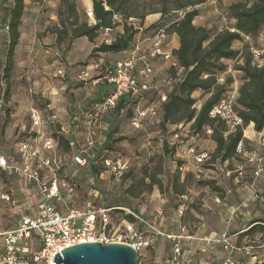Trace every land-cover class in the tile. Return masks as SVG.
Wrapping results in <instances>:
<instances>
[{
    "label": "rangeland",
    "instance_id": "374dc122",
    "mask_svg": "<svg viewBox=\"0 0 264 264\" xmlns=\"http://www.w3.org/2000/svg\"><path fill=\"white\" fill-rule=\"evenodd\" d=\"M60 1H25L26 7L20 27L21 40L15 53V69L11 78L9 101L5 96L6 81L2 69L0 70V155L10 161L15 160L21 166L19 148L23 142L28 141L42 149L47 139H54L60 134L78 141L75 148L69 152L57 148L56 153L63 165L60 177L70 184H75L72 180L78 183L75 185H79L76 197V206L79 209L88 208V204H91L95 209L114 208L111 211V221L115 231L124 230L125 226H128L126 224L131 223L135 231L143 233L146 239L152 240V246L139 253L141 258L139 264H168L173 255V249L171 243L167 242V238L156 237L148 231L147 225L140 224L139 219H135V222L129 221L127 216L132 215L128 211L135 212L149 225L161 231L164 229L177 231L185 226L190 234L194 232L216 233L220 236L227 234L231 237L235 249L227 251L221 248L219 251L223 250L224 255L218 254L219 258H224L226 254L224 260L230 258L229 264H264V231L249 234L252 227L249 228L250 225L243 222L245 214L250 215L253 212L251 209L254 208V204L264 202L263 179L260 186L254 188L253 191V198L256 201L247 200L248 206L237 204L236 196H234V190L248 181L244 171L249 177L253 171L257 170V164L244 158L249 165H242L240 158L238 162L227 167L232 171L241 170L243 175H239V171L227 175L225 172L227 168H204L196 165L194 160L188 157V148L185 147L188 145L187 139L190 137V134H187L188 124L183 127L169 126L168 132L165 133L159 126V120L154 118L149 119L148 122L145 121L140 129H136L125 112L114 117L115 133H113L112 142L119 137H124L125 140L115 143L111 150L103 149V142L108 133V122L113 120V113L107 112L97 125L96 156H91L93 160H97L94 164L100 170V174L97 177L93 176L91 165L81 166L76 163L75 156L87 155V153H83V150L86 149L84 140L89 122V112L94 106L92 103L105 96L102 88L100 89V86L102 87L105 82V71L108 66L125 57V54L91 55V51L93 47L102 42L113 41L123 32V28L120 26L112 31L102 30L94 43H90L87 39H80L72 42L66 41L58 45L56 36L47 30L59 22ZM149 1H142L139 10H143L144 6H149L151 3ZM239 1L242 0H206L205 3L197 6L199 16L194 21L195 25L205 26L212 30L213 34L224 29H232L235 21L230 17L229 7L232 3ZM89 2L91 1L76 0L82 18L90 24H94L95 20L88 14L91 12L88 8ZM12 4L13 0H0V24L4 8ZM176 13L175 17L181 16V12ZM158 17H161L159 13L148 15L143 28L158 21L159 19H155ZM135 26L140 27L139 20L135 22ZM263 31L264 28L257 36H244L241 41L234 43L236 50L259 51L261 55L254 58V63L259 66L264 65ZM141 34L138 43H142L146 50L150 47L151 37L146 32ZM145 34L148 35L144 36ZM170 41L173 40L168 39V43ZM172 46L170 45V47ZM7 48V30L0 27V61H4ZM161 61L163 64H160V67H157L156 64L153 65L156 74L154 84L169 91L173 86V84H167L170 78L174 77L171 72L173 60L161 59ZM242 61V56L238 60L224 61L228 69L226 73L219 75V81L223 83L226 77L232 79L227 94H238L243 80L241 72H238L236 67ZM181 73L182 71L179 70V75ZM193 96L197 101L195 104L197 109H200L208 97L201 91ZM88 100L92 103H89ZM79 104L82 105V109H78ZM33 111H36L40 116L39 125H35L33 122ZM59 114H65L66 121L57 122L60 118ZM175 133L179 136L178 138ZM263 138L264 136L261 138V143ZM166 141L169 150L175 148L169 156L165 155L163 149ZM189 143L192 146H198H194L197 151H210L211 143L208 138L203 136L190 140ZM251 148L261 149L256 145ZM90 154L92 155V153ZM106 158L109 160L121 158L127 162L128 171L126 174L131 175L130 179L124 181V177L117 178L105 165L104 159ZM261 160L263 159L261 158ZM158 165L163 168V174L160 176L164 184L163 192L154 188L152 193H144L137 198L126 194L131 183H136L143 178L144 169L153 171ZM176 172L180 173L182 181L188 174H191L190 184L183 197L172 193L171 184ZM263 175L264 172L260 178H263ZM209 184H214L219 190L214 191ZM24 185L25 183L19 179L17 172L0 171V231L10 229L17 223L13 201L3 200L1 196L14 190V199L22 198L24 196L22 189H25L23 187L26 186ZM140 188L141 186H137L135 192L138 193ZM230 191L234 194H230ZM119 207L124 209H115ZM249 208L250 213H247ZM257 212L259 213L257 217L264 220V207L258 208ZM261 226L264 227L263 224H260ZM188 252L182 251L181 264H194L195 262L199 264V260L203 256L198 253L194 254L192 262L189 261ZM221 260L219 259L218 262L224 261Z\"/></svg>",
    "mask_w": 264,
    "mask_h": 264
},
{
    "label": "trees",
    "instance_id": "16d2710c",
    "mask_svg": "<svg viewBox=\"0 0 264 264\" xmlns=\"http://www.w3.org/2000/svg\"><path fill=\"white\" fill-rule=\"evenodd\" d=\"M25 1L13 0L12 5L5 7L0 24V27L6 29L8 33L7 53L4 61H0V70L2 69L7 86L5 91L7 101H9L11 78L15 69L16 48L21 40L20 27L26 7ZM142 1L149 0H92L91 12L95 23L90 24L82 18L76 0H61L58 9L59 22L47 31L56 36L58 45L66 41L72 42L80 39H87L90 43H94L102 30L112 31L122 26V33L110 43L102 42L93 47L91 55L125 54L123 57L125 59L137 44L136 39L142 35V32L149 34L144 36L152 37L159 28L168 27L169 36L175 34L178 37L179 48L172 52L171 60L176 61V64L171 66L174 77L170 79L175 82L173 88L171 91L158 88L167 95V100L162 104L160 113L156 118L159 120L161 130L167 133L169 126L190 125L191 134L187 139L188 145L185 146L188 149L192 146L189 143L192 137L194 140L203 136L213 141L216 148L201 167L215 168L217 164H225L240 157L237 154V147L240 142H244L245 129L250 124H254L256 132L264 130V65L255 64L253 53L236 50L234 43L241 41L244 36L255 37L263 30L264 0H242L232 3L229 12L230 17L235 21V25L232 29H224L217 34H213L212 30L205 26H196L194 22L199 16L197 6L205 3L206 0H150L149 6H144L143 10H139ZM176 12H181V16L175 17ZM156 13L161 15L159 20L143 28L146 17ZM116 16H121L122 20L118 21ZM130 18L139 20L140 27L137 28L130 23ZM241 56L243 61L236 67V70L241 72L243 83L238 90L234 109L242 119L243 124L230 131L225 121L219 118H211L210 112L226 96L228 86L232 82L229 77H226L223 83L219 81V75L226 73L228 69L224 61L238 60ZM116 63L108 66L105 71V82L101 87L105 96L97 102H89L94 105L89 114L94 111L96 105L112 93L113 87L108 84L105 77L107 72L115 67ZM179 70L182 71L181 75H179ZM150 85L152 88L145 92L142 98L135 99L124 96L118 101L116 107L111 111L113 120L108 122V133L103 142V149L111 150L115 143L125 140L124 137H119L112 142L113 133H115L114 117L127 112V117L131 122L138 107L145 109L160 99V90H157L154 80L151 81ZM198 91L208 96L200 109L195 107L197 101L193 96ZM148 120L146 121L148 122ZM208 130L212 131L211 134L207 133ZM72 139L60 134L54 138V141L57 148L69 152L73 149L70 146ZM163 149L165 155L169 156L175 148L169 150L166 141ZM95 156L96 150H94ZM95 161L97 160L88 158L86 164L87 166L91 165L92 174L97 177L100 170L96 168ZM62 171L63 168L60 173ZM127 171L122 176L124 181L131 177L129 173L126 174ZM162 174L163 168L160 165L156 166L153 171L144 169L143 178L136 183H131L126 194L132 198H137L144 193H152L154 188L163 192L164 184L160 177ZM190 176L191 174H188L182 181L180 173L176 172L171 184L174 195L183 197L186 194L187 186L190 184ZM72 182L77 183L75 180ZM137 186H141L138 193L135 192ZM209 186L214 191L219 190L214 184H209ZM119 208L115 209L120 210ZM127 218L129 221L135 222L133 216H127ZM257 222L259 224H255ZM260 224L264 225V220L252 223L251 226H253L249 230V234L257 231L263 232L264 227H260Z\"/></svg>",
    "mask_w": 264,
    "mask_h": 264
},
{
    "label": "built area",
    "instance_id": "2783aa9c",
    "mask_svg": "<svg viewBox=\"0 0 264 264\" xmlns=\"http://www.w3.org/2000/svg\"><path fill=\"white\" fill-rule=\"evenodd\" d=\"M88 14L93 18L92 12H88ZM116 19L121 21L122 17L116 16ZM136 21L134 18L129 19L133 25ZM168 39V27L159 28L149 40V48L145 50L142 43H137L125 59L118 61L115 67L107 72L105 79L113 87V91L89 114L84 140L86 149L83 150V153H87V155L75 156L74 160L77 164L85 166L88 157L92 159L91 156H94L97 145L96 129L101 122V117L112 111L122 97L142 98L143 94L152 88L150 83L154 77L153 61L157 58L172 59V52L165 48ZM252 53L255 57L261 55L257 50H252ZM237 96L236 93L227 94L210 112L211 118L225 121L230 131L243 124L234 109ZM166 100L167 95L160 92V99L157 102L145 109L138 107L131 120L133 127L140 129L146 120L157 118L161 106ZM32 119L35 125H39L40 116L36 111L32 112ZM178 127H183V125ZM211 132V130L207 131L208 134ZM187 134H191L190 125ZM178 137L176 134V138ZM77 144L76 140L70 142L72 148H75ZM261 144L264 147V138ZM56 151L54 139H47L42 149L28 141L20 145L21 166L15 160L10 161L0 155V170L22 174L28 183L37 185L43 197L37 207L30 209L23 206L18 207L17 225L11 230L0 233V238H3L4 241L0 264H55L53 259L57 253L61 254L63 250L78 244L92 242L126 244L139 253L150 248L152 240L146 239L143 233L135 231L133 224H126L128 226H125L124 230H114L111 221L113 209L103 207L95 209L91 204H88V208L82 210L76 206L77 186L60 177L63 165ZM237 154L247 161L257 164L256 175L252 182V188L255 190V185L264 172L262 160L255 152L247 151L243 142L239 143ZM187 155L200 166L210 158L208 151L198 152L194 146L189 147ZM105 165L117 178H121L128 170V163L121 158L105 160ZM239 175H242L241 170ZM1 198L6 201L11 200L7 194H3ZM128 212L135 219H139L140 224L147 225L150 229L148 231L156 237L167 238L170 241L173 255L168 264H181L182 245L185 240L203 242L205 244L203 253L209 252L213 244H220L227 251L235 249L231 237L227 234H223L219 238L194 237L187 232L185 226L180 228L179 233H167L149 225L135 212ZM229 263L230 258L222 262V264Z\"/></svg>",
    "mask_w": 264,
    "mask_h": 264
},
{
    "label": "crops",
    "instance_id": "0c3cea01",
    "mask_svg": "<svg viewBox=\"0 0 264 264\" xmlns=\"http://www.w3.org/2000/svg\"><path fill=\"white\" fill-rule=\"evenodd\" d=\"M90 1L91 2L88 3V8L90 10H92V0H90ZM155 19L158 20L159 17L158 18H155ZM169 39H171L173 41H170L171 43L170 42L169 43L167 42L166 45H165V48H166V50L173 52L174 50H176V49L179 48V39H178V37L175 34H171L169 36ZM138 40H140V37H138L136 39V42L137 43H138ZM170 45H173V46L170 47ZM161 59L162 58H157L155 61H153L152 65L156 64L157 67H160V64H163V62L161 61ZM172 64L173 65L176 64V61L174 59H173V63ZM154 78H156V74L154 75ZM154 78H153V80H154ZM98 81H95V82H98ZM164 82H166V81H164ZM174 83L175 82L173 80H171V79L169 80V82H167L168 85L169 84H174ZM156 86H157V88L162 87V86H158V84H156ZM172 88L173 87H171V89ZM100 89H101V86H100ZM171 89L169 91H171ZM158 90H160V89H158ZM160 92L164 93L163 90L162 91L160 90ZM88 102H89V100H88ZM78 106H79L78 109H82L81 108L82 105L79 104ZM57 116H54V117H57ZM59 117L60 118H59V120L57 122L63 123L64 121H66V119H65L66 115L65 114L60 115ZM263 136H264V130L262 132H256L254 130V124H250L245 129V131H244V142L243 143H244L245 148H246L247 151L256 152L257 155H258V151H259V155L258 156H259V158H262L263 159L262 161H263V165H264V153H263L264 152V147L261 144V138ZM209 141H210L211 144H210V149H209L210 151H208V152L209 153H213L214 150H215V148H216V145H215V143L213 141H211V140H209ZM254 145H256L257 148L258 147L261 148L263 151L261 149H258V150L252 149L251 147L254 146ZM240 158L242 159V163H241L242 165L243 164H247L245 162V159L244 158L237 157L236 159H232L231 161L226 162L225 164H217L215 166V169H218V168H227L228 166L233 165L234 162H238V160ZM247 165H249V164H247ZM238 169H241V168H238ZM236 171L238 172L239 170H235V171L233 170L232 171V169H230V168L225 169V172H226L227 175H231L233 172H236ZM244 172H245L244 173L245 178L248 181L246 182V184H243V185L238 186L237 189L234 190L235 191L234 192L235 194L232 191H230V194H234V196H236V199H237V202H238L237 204H240V205L243 204L244 206H248L249 205L248 201H252V202L253 201H256L253 198V191L254 190L252 188V182H253L254 177L256 175V171H253V173H251V175L249 177L247 176L246 171H244ZM17 175H18L19 179H21L25 183V185H26V186L24 185L25 187H23L25 189H22V192H23L24 196L22 198L14 199V190H11V193H8V192L5 193L8 196H10L11 200L13 201V204L15 205V208H16L15 215H17V209H18V207L23 206V207L29 208V209L30 208H34V207H37L42 202V200H43V197L41 196V194H40V192H39L38 187H37L36 184H30V183H28L27 180L20 173H17ZM236 178H238V177H236ZM262 179H263V182H264V175H263V178H260L259 179V183L258 182L256 183L255 188H258V186H260V184L262 183ZM250 180H252V181H251V184L249 186L248 184L250 183ZM262 207H264V202H261V203L257 202V204H254V208L251 209V211L253 210V212H252L253 214L252 213L250 215L245 214L246 217L243 219V222L244 223L246 222L247 225H250L249 228L253 226V225L251 226L252 223L260 220V218L257 217V215L259 214L257 212V209L258 208H262ZM247 210H248V212L247 211L246 212L247 213H250V208L247 209ZM238 219H241V218L238 217ZM18 220H19V216L17 215V223H18ZM17 223H16V225H17ZM255 224H259V222L255 223ZM14 227H12L10 229H7V230H4V231H0V233H3V232L8 231V230H11ZM164 232H167V233H179L180 232V228L177 231H168L167 229H164ZM190 235L191 236H194V237H209V236L210 237H216V235H218V234H216V233L194 232V233H191ZM217 237L219 238L220 235H218ZM158 238H160V237H158ZM167 242L170 243V241L168 239H167ZM182 247H184L183 250L185 252H188L189 251L188 252L189 253L188 255L190 257L189 261H192L191 259H193V256L196 253H198L200 256H203V258H201L199 260V264H213V263L219 264L220 262H218V260L219 259L224 260L226 258V256H227L225 254L224 258H219L218 257L220 254H223L224 255V251L223 250L221 251L222 253L219 251V250H221V248L223 249V246L220 245V244H213L212 249L209 252H207V253H203L202 250H203V248H205V244L203 242L199 241V240H185L183 242ZM3 250H4V241H3V238H0V254L3 252ZM194 264H198V263L195 262Z\"/></svg>",
    "mask_w": 264,
    "mask_h": 264
},
{
    "label": "water",
    "instance_id": "95a60500",
    "mask_svg": "<svg viewBox=\"0 0 264 264\" xmlns=\"http://www.w3.org/2000/svg\"><path fill=\"white\" fill-rule=\"evenodd\" d=\"M55 264H139V252L129 245L101 242L72 246L54 256Z\"/></svg>",
    "mask_w": 264,
    "mask_h": 264
}]
</instances>
